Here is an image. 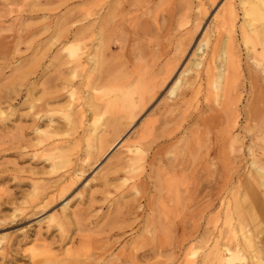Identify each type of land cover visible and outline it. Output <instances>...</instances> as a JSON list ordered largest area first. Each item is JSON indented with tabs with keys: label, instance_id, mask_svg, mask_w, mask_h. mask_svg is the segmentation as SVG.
I'll return each mask as SVG.
<instances>
[{
	"label": "rangeland",
	"instance_id": "1",
	"mask_svg": "<svg viewBox=\"0 0 264 264\" xmlns=\"http://www.w3.org/2000/svg\"><path fill=\"white\" fill-rule=\"evenodd\" d=\"M262 1L0 0V264H264Z\"/></svg>",
	"mask_w": 264,
	"mask_h": 264
},
{
	"label": "bare ground",
	"instance_id": "2",
	"mask_svg": "<svg viewBox=\"0 0 264 264\" xmlns=\"http://www.w3.org/2000/svg\"><path fill=\"white\" fill-rule=\"evenodd\" d=\"M261 3H264V1H262ZM241 5H242V7H245L246 3L243 2V3H241ZM246 14H247V12H246ZM249 14H250L251 18H254V19L264 18V15H262L261 11L255 7H251V9L249 10ZM235 17L236 16H235L234 8L232 6L227 7L226 10L224 11L223 15H222L221 25L223 27H229L230 28L235 21ZM217 47L213 48V56L211 59L214 60V59L219 58L220 60H222V62H221L222 64H220L221 66L218 68L216 66H212V65L210 67L208 66L209 67L208 72L210 75L209 80L211 81L212 89L216 91L215 92L216 94H218L217 91L225 90V89H223L224 88L223 85L225 86L226 82L228 81L229 70H231V69L233 70V68L235 69L237 67V59L234 56H232L226 48H222V50H220L221 55H218L216 53ZM67 51L69 52L70 57L75 59V61L78 60V58L80 57L79 53H78V48L76 46H71V47L67 48ZM262 52H264V50H262ZM262 55H264V54H262ZM211 59H210V62H211ZM173 91L171 92V94L173 93ZM120 142L121 141H119L118 143H115L110 148V150H112L113 148L118 146ZM258 174L261 178H264V168H258ZM222 253L223 252H221V251H218L216 253L217 261L215 262V264H236L237 262H244V260H245L239 252L232 253L229 251V249L228 250L226 249L225 250L226 254H222Z\"/></svg>",
	"mask_w": 264,
	"mask_h": 264
}]
</instances>
